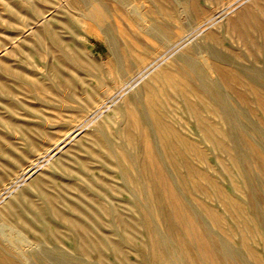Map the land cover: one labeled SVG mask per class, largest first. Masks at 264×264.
Here are the masks:
<instances>
[{"label": "rangeland", "instance_id": "374dc122", "mask_svg": "<svg viewBox=\"0 0 264 264\" xmlns=\"http://www.w3.org/2000/svg\"><path fill=\"white\" fill-rule=\"evenodd\" d=\"M134 1L123 4L109 0L107 14L101 19L93 20L86 19L82 15L92 9L89 1L0 0V62L6 63L0 64V82L4 79L12 89L10 93L0 91V117L2 115L3 118H13L19 124L36 125L34 127L36 130L31 131L32 133L26 131L23 133L3 121L0 122V132L7 139L2 140L3 146L18 152L21 157L20 163L27 161L25 170L18 176L15 175L16 173L9 172V167L6 164L0 163V170L4 172L1 184H5L0 190V226L8 223V218L2 212V206L8 200L15 198V206L20 207L23 198L19 196V193L24 192V197L31 198L45 208V215L54 221L60 235L75 234L77 236L75 238L84 243L82 248H78V246L72 245L75 240L70 237L52 242L39 240L30 246L21 245L19 248L21 253L31 254L40 251L56 264H127L124 262L125 257L130 261L137 262L136 264H147L146 259L152 258V243L145 231L144 224H142L145 219L144 215L138 207L133 205L138 200L146 201L145 194L140 193L133 182L127 179V175L120 172V168L114 164L110 165L111 168L109 166L107 168L110 173L106 172L107 169L104 171V159L89 150H98L97 152L100 154L106 152L108 155V150H103L97 144L94 139L95 135L108 141L114 152H116L117 143L125 144L123 136L117 137V133L125 124V117L122 113L117 114L116 118L109 122V113L113 107L124 104L125 99L120 98L119 95L125 91L120 92V90L124 84L133 79V76L140 70V66L143 65L134 64L130 69L132 65L128 64L125 55L138 56L146 52L149 56L148 61H152L155 53L168 49L167 46H164L165 42L161 41L160 35H153L145 31L147 28L138 22L141 19V13L133 11L134 6L137 5L135 3H138L140 10H148L149 6L153 4L152 1L141 0L144 5L140 1V3ZM262 1L264 2V0ZM198 2L205 10L202 18L207 23L203 25L204 27L194 24L202 19L200 17L194 19L185 30H180L179 25L183 22L179 17V12L174 11L171 18L175 25L173 34L183 33L186 35L189 33L193 38L191 43L196 48L212 45L222 51L229 52L239 64L224 65L229 68H238L244 73L246 79L240 84H232L216 72H213L212 76L209 75L219 79L218 88L227 95L229 106L234 107L233 112H228L226 115L227 119L226 116L220 118L221 113H218L216 109L212 111L213 109L209 108V104H211L209 100H204L202 103L204 105L199 112L183 110V102L180 99H185L180 95L177 96L179 99L177 105L169 101L170 109L167 113L169 122L191 136L193 145L181 152L179 165L174 164L171 155L164 151L159 134L153 131L152 140L158 156H156L155 165H149V167L157 168V171L153 173V178L158 180L160 177L159 167L163 168L164 174L168 177L167 187L159 183L156 187L159 196L165 200L166 208H172V203L168 202L170 197L167 188L169 185L177 186L176 189H179L181 197L186 199L201 217L198 228L201 229L205 226L209 235H214L224 245L229 246L226 248L230 252L233 248L238 257H243V260L256 264L249 248H254L258 254L264 255V245L258 237L253 240L258 231H254L253 226H246V223H251L250 220L255 214L251 207H237L235 201H240L242 204L249 201L250 192L255 190V200L264 213V167L258 163L259 157H261L258 151H264V78L259 77V74L264 75V35L261 34V31H256L255 35L260 38V43L253 46L238 41L237 31L231 28L230 24L236 19L237 12L231 13V16L227 15L231 6L233 7L231 4L233 0H198ZM244 7L246 6L243 5L242 8ZM43 16H46L44 21H42ZM61 20L66 21L67 28H64L66 25L60 24ZM50 27L61 30L67 39H73L80 43L95 62V64H87L84 67L72 62L70 64V68H73L71 76L75 79L81 74L88 82L95 84L98 89L97 99L101 102L104 99L103 102L111 99L107 104L94 109V103L91 100L88 102L86 92L78 87L70 93L63 85V77L55 75L52 64H46L51 56L48 40L47 38L39 40L36 33L45 34ZM31 29L36 30V33ZM16 40L17 43H15ZM18 45L23 47L25 52L16 51L15 48ZM7 47L10 53L6 50ZM14 52L16 53L14 54ZM170 60L168 59V61ZM168 61L166 60L164 63ZM2 66L5 67L3 72ZM66 70L64 72L68 75L69 68ZM253 78L259 82L256 84L257 91L251 87L250 79L253 80ZM144 81L142 80L134 89H129L126 86L129 91L125 94L127 95L125 98L141 97L136 91L144 84ZM162 97L166 101L167 97L165 95ZM188 98L189 100L196 99V96L189 93ZM113 101H115L114 105L111 106ZM8 103L14 105L13 111L7 108ZM126 103L129 104V102ZM199 115L205 116L209 120H207L208 122L219 124L218 134L210 136L198 127L192 131L184 127V124L197 120ZM222 134L223 136H221ZM218 135L224 139L226 145L234 146L242 158L243 172L237 166L231 165L229 150L232 149V146L221 147L212 140L213 137L216 140ZM254 143L258 148L254 146ZM137 146L135 149L131 147L130 151L132 157H136L135 161L137 162L133 163L140 167V161L145 163V160L149 159V155L146 154L142 139L138 140ZM194 148L203 150L207 154L206 159L198 158ZM108 156L112 162L116 160L115 155ZM58 158L66 159L67 164H73L78 168L79 163L76 162V158L84 159L90 166L95 167L96 172L105 175L106 179H99L102 188L99 189V194H95L96 198L94 199H101L107 204L113 202L116 207L111 215L97 212L98 209L91 213L90 217L84 216L87 224L90 225L92 237L88 236L84 229H70L60 218L62 211H69V205L65 203L66 194L72 196L78 194L79 187L88 190L91 177L85 178L78 173L73 176L69 175L61 165H57ZM128 160H130V156H128ZM5 162L9 163L10 161L5 159ZM188 164L192 165L195 170L211 174L213 182L216 185H221L227 195H220L217 190L208 185V182L203 183V188L207 190L203 188L190 190L187 186L181 185L180 181ZM40 166L41 168H39ZM146 171L151 177V170ZM47 174L56 175V181L59 183H64L66 179H69L71 182H75L76 187L66 186L64 189L63 186H57L61 193L56 195V203L47 205L48 202L46 203L39 196L40 185L32 183L37 175L45 177ZM130 175L132 174L130 173ZM50 183H52L51 186L54 185L53 182ZM147 190H149L148 187ZM79 202L85 210L92 204L90 201L84 200ZM209 207L224 216L226 229L223 230L212 221L206 211V208ZM123 217L134 220L136 229L142 236L143 251L137 249L136 243L131 239L130 229L122 227L119 219ZM262 217L264 218V214ZM146 218H150L158 231L165 236L166 221L158 219L155 213H151V210L148 211V208ZM174 221L177 222V220ZM177 223H175V230L185 233L184 225ZM38 224L40 223L38 222ZM243 228L249 230V241L246 243L238 241ZM86 236L88 237L86 238ZM190 239L187 237L188 241ZM3 241L2 239L1 242L0 239L2 245ZM190 244L195 259L204 264H241L237 259L225 260L217 255L216 261H212L195 241ZM116 246L121 249H116ZM31 260L36 264L33 258ZM18 261V264L29 263L24 256Z\"/></svg>", "mask_w": 264, "mask_h": 264}, {"label": "bare ground", "instance_id": "6f19581e", "mask_svg": "<svg viewBox=\"0 0 264 264\" xmlns=\"http://www.w3.org/2000/svg\"><path fill=\"white\" fill-rule=\"evenodd\" d=\"M82 1H89V3H91L92 9H90L88 13H82L83 17L86 19L98 20L103 18V16H105L108 12L107 5L109 4V0ZM115 1L123 4H129L132 0ZM139 1L144 5V2L141 0H135L134 2ZM150 1H152L153 4L152 6H149L148 10H140L138 3H135L137 5L134 6L133 11L141 13V19L138 22L139 24H142L144 28H147L145 31L153 35H160L162 39L161 41L165 42L164 46H167L168 49L155 53L154 60L152 61H148L149 56H147L148 53L146 52H143L138 56L125 55V59H127L128 64L132 65L130 69L133 68L134 64H143L140 66L138 73L133 76V79L130 80V82H127V84H124L120 90V92L125 91L123 94L121 92L119 95L120 98L123 97L125 99L123 102L124 104L121 103V106L113 107L112 111L109 113V122H111L112 119H115L117 114L119 115L122 113L125 117V124L121 127L120 132L117 133V137H124L125 144L121 145L120 143H117V149L116 152H114V150L110 148L108 141L102 139L98 135L94 136L97 144L102 147L103 150H108V155H115L116 160L113 162L109 160V156L106 152L100 154L97 152L98 150H89L91 153H97V156L100 155V157L104 159V171L108 168V166L111 168L110 165L114 164L120 168V172L127 175V179L130 182H133L140 193L145 194L146 201L138 200V202H134L133 205L142 211L145 218L142 221V224H144L145 231L148 233L152 243V258L146 259L147 264H204L197 261L192 253L190 243L194 241L212 261H216L217 255L225 260L237 259L241 264H252L247 260H243V257H238L233 248L232 252H230L226 248L229 246L224 245L217 239V237H214V235H209L210 233L207 231L205 226L201 229L198 228V223L199 220H201V217L198 215L195 208L191 206L186 199L181 197L179 189H176L177 186L173 187L169 185L167 188V193L170 197L168 202L172 203V208L170 209L166 208L164 203L165 200L159 196L160 194L157 192L158 190H156L158 183L167 187V182L169 180L166 174H164L165 172L162 167H159L158 174L160 173V177L158 180L157 178H153V173L157 171V168L149 167V165H155V162H157L156 156H158L153 145V131H156L159 134L164 151L171 155V159L174 164L179 165L181 152L191 148L193 145L191 136L185 134L180 130V128L169 122L167 118V113L170 109V105L168 104L169 101H172V103L174 102L177 105V101L179 102L177 96L180 95L181 98L185 99H180L183 102V110L187 109L199 112L204 105L202 104L204 103V100H209V103H211L209 104V108L213 109L212 111L216 109L218 113H221L220 118H224V116L228 115V112H233L234 107L229 106L227 102V95L218 88L219 79L210 77L209 75L216 72L219 76H222L232 84H240L246 79V77L238 68H229L224 65L239 64L229 52L222 51L212 45H206L203 47L198 46L196 48L191 43L193 38L192 35H189V33L186 35L183 33L179 35L173 34L175 25L172 23L171 18L173 17L172 13L174 11L176 13L179 12V17L183 22V24L179 25L180 30H185L194 19L200 17L202 18V14L205 10L200 5L198 0ZM231 4H233V7L231 6L227 15L231 16V13L235 11L237 12L236 19L233 22H230V24L231 28H234L237 31L236 34L238 36V41L242 43H249L250 46L259 44L260 38L255 35V32L261 31V34L264 35V32H262L264 31V2L262 0H233ZM243 5L246 7L242 8ZM44 20H46V16H43L42 21ZM60 22V24L66 25L64 28L68 27L66 21L61 20ZM206 23L207 22L205 20L203 21L202 18L198 23L194 24H199L201 27ZM31 31L35 32L36 30L31 29ZM232 31L235 32V30ZM36 36L39 40L47 38L51 56L48 58L46 64H52V69L55 75L63 77V85L66 86L65 88H67L70 93L74 92V89L76 90V88L79 87L86 92L88 102L91 100L92 103H94V109L105 105V103L107 104V102L111 100L107 99L105 102H103L105 99L102 102L101 100H98L96 97L98 93L97 86L88 82L83 75L79 74L78 78L75 79L71 76L73 68H70V64H72V62L81 67L87 66V64H95L88 53L82 48L80 43L73 41V39H67L61 30L51 27L45 34L36 33ZM15 43H17V40ZM6 50L9 51V48L7 47ZM15 50L25 52V49L19 45L15 48ZM179 50L181 51L176 53ZM15 53L16 52H14V54ZM168 59L171 60L168 61ZM166 60L168 62L164 63ZM0 64L6 63L0 62ZM67 68H69L68 75L64 72ZM1 69L2 72L5 71L4 66H2ZM259 77L264 78V75L259 74ZM142 80H145L144 84H142L136 91V93L141 97L138 98L135 96L134 98L133 96H130L129 98H125L127 96L125 94L128 93L129 89H134ZM250 80L252 83L251 87L257 91L258 87L256 84L259 82L256 78ZM126 86L129 88L128 90ZM0 91L2 93L12 92L11 87L8 86L4 79L0 82ZM189 93L194 94L196 99H187V95ZM162 95L167 97L166 101ZM114 102L115 101H113L111 106L114 105ZM126 102H129V104L127 105ZM7 108L11 111L15 109L12 103H8ZM207 120L208 119L205 116L199 115L197 120H194V122L186 125L184 124V127H187L189 131L198 127L200 130L204 131L206 135L210 136L218 134L217 132L220 131L219 124L208 122L209 120ZM2 121L23 133L25 131L31 132L36 130V128H34L36 126L35 124L31 126H28V123L19 124L14 121L13 118H3L1 115L0 122ZM223 134L221 136H223ZM228 135L230 134L228 133ZM221 136H219L216 140L215 137H213L212 140L216 141L221 147L232 146L226 145V142ZM247 137H249V135H247ZM4 139H6V136L0 132V163L2 165L6 164V166L9 167V172L11 171L12 174L16 173L15 175L18 176V174L21 172L23 173L25 170L27 161L20 163L21 157L19 156V153L15 152L11 148L4 147L2 144V140ZM140 139H142V142L145 145L146 154L148 153L149 159H146L145 163L140 161V167H138V164L133 163L137 161H135L136 157H132L130 150L131 147L133 149L138 147L137 143ZM11 145H13V143H11ZM254 146L258 148L256 143H254ZM194 149L198 158L203 160L206 159L207 154L203 150L199 148ZM229 151L231 152V165L237 166L239 170L243 172L242 158L238 155L234 146H232V149ZM258 153L261 156L259 157L260 161L258 163H260V166L264 167V151L260 150ZM128 156H130V160H128ZM5 159L10 162H5ZM127 160L130 163H127ZM76 162L79 163V168L73 164H67L66 159H59L56 161L57 165H61V167L71 176L78 173L85 178L91 177V180H89V188L88 190H84L79 187V193L73 196L66 194L67 199L65 203L69 205V211H62L60 218L65 221L67 227L70 229H84L87 235L92 237L90 225L87 224L84 216L90 217L91 213H94L98 209L99 210L97 212H104L107 215H111L113 210L115 211L116 204L110 201V204H107L106 202L101 201V199H94L96 198L95 194H99V189L102 188V183L99 182V179H106L105 175L103 173L96 172L95 167L93 168L90 166L84 159L76 158ZM17 166L19 167L17 168ZM39 168H41V166ZM146 170H151V177L148 176ZM107 171L110 173L109 169H107L106 172ZM130 173L132 175H130ZM3 174L4 172L0 170V190L5 185L1 184V180L4 177ZM243 176L245 177L246 175L244 174ZM56 178V175L47 174L45 177L43 175H37L32 180L34 185H40L39 196L44 199L46 203L48 202L47 205H53L56 203V195L61 193L57 186H63L64 189L66 186L76 187L74 184L75 182L73 183L69 179H66L64 183H59L56 181ZM212 179L211 174L195 170L192 165L188 164L187 170L182 175L180 182L181 185L187 186L190 190H199V188L204 187V182H208V185L217 190L220 195H227L222 186L216 185ZM50 182H53L54 185L51 186L52 183ZM147 187L149 190H147ZM203 189L207 190L206 188ZM255 193V190L251 191L249 194V201L243 204L240 201H235V205L239 208L244 206L252 208L251 210L255 215L250 220L251 223H246V226H253V230L258 231V234L254 235L253 240L258 237L259 241H261L264 245V218L262 217L264 213L255 200ZM19 196L23 198L22 205H19L20 207L15 206V198L8 200L2 206V212L5 214V217L8 218V223L1 224L0 226V239L1 242L2 239L5 241H3V245L0 242V264H18V260H21L22 256H24L26 261L29 262L28 264H35V262L31 260L32 258L36 261V264H56L40 251H35L31 254L21 253V250L19 249L21 245L30 246L33 243L39 242V240L52 242L58 239L65 240L66 237H70L75 240L74 243L71 242L73 246H78V248H82L84 246L82 241L75 238L77 237L75 234L60 235L61 233L57 230V225H54V221L45 215V208L41 207V204L33 201L31 198L24 197V192L19 193ZM83 200L86 202L90 201L92 203L89 208H86V210L82 208L79 202ZM147 208L148 211L151 210V213H155V216L158 219L166 221L167 227L164 232L165 236L158 231L150 218H146ZM54 210L55 209L53 208V211ZM206 211L214 223L220 226L223 230L226 229L224 216L221 213L211 207L206 208ZM119 220L122 223V227L125 226L124 229H130V237L136 243L137 249L143 251V242L141 241L142 236L136 229L134 220H129L124 217ZM174 220H177L178 223ZM38 222L40 224H38ZM175 223L184 225L185 233L176 231ZM245 229L243 228L240 232V240L238 241L241 243L249 241V230ZM88 236H86V238ZM187 237L191 239L188 241ZM116 249L120 250L121 247L116 246ZM249 250L253 254L252 256L254 257L256 264H264L263 254H258L257 251L251 247ZM137 252L140 253L139 251ZM125 258L124 262L127 264L137 263L132 260L130 261L127 257Z\"/></svg>", "mask_w": 264, "mask_h": 264}]
</instances>
